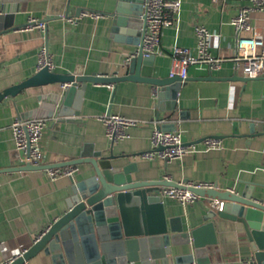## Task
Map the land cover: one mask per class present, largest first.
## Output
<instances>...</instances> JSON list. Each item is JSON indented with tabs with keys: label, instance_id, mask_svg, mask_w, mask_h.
Returning a JSON list of instances; mask_svg holds the SVG:
<instances>
[{
	"label": "crops",
	"instance_id": "1",
	"mask_svg": "<svg viewBox=\"0 0 264 264\" xmlns=\"http://www.w3.org/2000/svg\"><path fill=\"white\" fill-rule=\"evenodd\" d=\"M244 2L181 0L175 21L161 30L160 52L154 54L152 75L168 76L173 45L196 51L197 24L216 34L212 39L213 53L219 47L232 46L235 30L230 21ZM122 7L130 11L126 12L128 18L140 17V0H0V92L37 71L41 46L47 48L53 70L58 73H126V58L138 45L141 28L114 22ZM83 9L104 15H87L75 23L67 19ZM136 10L139 15H134ZM29 16L44 19L45 29H21ZM241 77L231 61L223 62L219 69L192 64L171 109H165L168 98L161 100L160 108L155 86L141 80H121L112 85L87 81L83 88L78 82L66 102L63 100L68 88L60 81L22 87L0 99V168L22 164L10 128L12 120L16 116H39L46 119L39 141L43 163L101 151L120 155L112 159L115 165H132L134 179L211 181L218 189L238 193L251 186L253 195L262 196L264 77ZM108 113L146 122L130 126L128 137L112 141L101 119ZM156 124L172 125L168 130L180 131L185 139L200 145L203 137L217 136L221 146L185 153L170 161L143 157L141 153L151 148L150 133ZM76 166L72 177L51 178L45 169L0 172V262L29 247L67 209L71 178L80 179L92 169L87 162ZM161 199L169 233L180 238L165 262L156 257L151 259L154 264H239L248 256L249 243L242 224L220 217L213 218L216 242L205 244L197 256L192 239L184 241L182 233L205 222L208 202L203 197L187 204L170 197ZM141 248L138 241L122 247L113 244L108 258L120 264L123 257L125 264H130L128 255H139ZM187 253L192 258H185ZM27 262L53 264L51 255L43 251Z\"/></svg>",
	"mask_w": 264,
	"mask_h": 264
},
{
	"label": "water",
	"instance_id": "2",
	"mask_svg": "<svg viewBox=\"0 0 264 264\" xmlns=\"http://www.w3.org/2000/svg\"><path fill=\"white\" fill-rule=\"evenodd\" d=\"M119 12L114 22L128 25L130 28H141L138 40V44H141L145 30L143 18L141 16L128 18L126 12L130 11L125 7ZM133 12L134 15L139 13L138 10ZM153 59L154 55L144 56L139 51L137 55L130 57L126 64L127 71L121 75L96 73L72 75L44 67L27 79L4 89L0 92V99L8 93H16L25 86L68 81L70 85L63 100L66 102L70 94L75 91L78 82H82L81 88H83L87 81L117 83L121 80H141L155 86L160 108L163 107L161 100L168 98L165 101V109H171L175 105L182 80L178 76H153ZM55 103L54 97L53 104ZM156 116L159 117V112H156ZM157 127L168 130L172 125L157 124ZM118 157L120 155L113 153L108 155L97 151L90 156H80L55 163L36 165L23 163L0 168V172L34 170L83 162L90 163L92 168L80 179L71 178L70 192L66 199L67 209L10 264H21L40 251L50 254L53 264H113L108 258L110 246L113 244L119 247L124 244L129 246L136 241L142 247L140 254H129L128 263L135 264L139 261L140 264H154L151 259L156 257L162 258L165 262L167 254L173 252L172 246L180 237L169 233L165 207L158 191L161 185H175L176 181L134 179L131 174L132 165L113 163L112 159ZM191 189L200 197L206 198L207 202L211 198L223 200L221 210L209 208L204 216L205 222L182 233L184 241L192 239L197 256L201 254L205 244L216 242L213 218L220 217L242 224L249 243L247 257L253 264H264V194L253 195L251 186L240 193L229 189H218L216 186L191 187ZM155 244H159V247H154ZM185 256L190 259L193 255L187 253ZM124 261L125 259L120 257V264H125Z\"/></svg>",
	"mask_w": 264,
	"mask_h": 264
},
{
	"label": "built area",
	"instance_id": "3",
	"mask_svg": "<svg viewBox=\"0 0 264 264\" xmlns=\"http://www.w3.org/2000/svg\"><path fill=\"white\" fill-rule=\"evenodd\" d=\"M212 1L217 2L218 0ZM180 7L181 0H140V16L143 18L145 30L141 44H138L130 52L126 62L130 57L137 55L139 51L144 56L160 52L161 30L163 27L173 24ZM87 15L100 17L104 14L100 11L83 9L78 15L68 16L67 19L75 23L79 18ZM230 22L235 30L234 42L232 46L219 47L216 53L211 50L212 39L216 34L203 25H195L196 51L193 52L185 46L173 45L168 76H178L184 81L188 76V67L192 64H206L209 69H219L223 62L231 61L235 71L244 77H264V0H246V2L239 5L237 13L231 18ZM45 27L46 21L44 19L29 16L21 29L38 28L43 30ZM44 67L53 70L54 63L47 48L41 46L37 53V70ZM108 84L112 85V83ZM69 85L70 82L68 81L62 82L63 87ZM101 119L105 124V133L112 141L128 137L127 129L130 126L146 122L144 119L128 117L118 113L102 115ZM262 121H264V113ZM45 125L46 119L39 116H16L12 120L10 128L15 147L21 155L22 164L31 163L36 165L43 163L39 141ZM150 143L151 148L141 153L143 157H160L165 161H170L181 157L185 153L197 152L200 149L218 148L221 146V139L217 136H206L201 139L200 145L195 141L183 139L180 131L160 129L156 124L150 133ZM76 169V164L45 168L51 178L59 175L72 177ZM215 186L211 181L181 180L176 181L175 185H161L158 194L160 197L175 198L181 203L187 204L198 200L200 197L191 187L213 188ZM208 205L211 209L221 210L223 200L211 198ZM47 228L48 226L44 230ZM25 250L26 248L20 250L12 257L1 261L0 264H10L16 257L21 256ZM21 264H28V262L24 260ZM190 264L197 263L192 262ZM239 264L253 263L250 258L243 257L240 259Z\"/></svg>",
	"mask_w": 264,
	"mask_h": 264
}]
</instances>
